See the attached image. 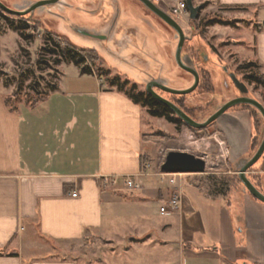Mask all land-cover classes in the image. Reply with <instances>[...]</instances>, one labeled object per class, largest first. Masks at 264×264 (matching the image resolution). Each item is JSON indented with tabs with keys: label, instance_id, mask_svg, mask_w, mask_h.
Here are the masks:
<instances>
[{
	"label": "crops",
	"instance_id": "0c3cea01",
	"mask_svg": "<svg viewBox=\"0 0 264 264\" xmlns=\"http://www.w3.org/2000/svg\"><path fill=\"white\" fill-rule=\"evenodd\" d=\"M65 1L90 7L93 16L107 11L110 17L96 33L106 36L102 42L111 66L133 82L145 86L150 79L165 80L176 69L173 34L137 0ZM205 1L242 8L256 21L255 56L264 69V0ZM155 2L168 5V0ZM74 39L84 46L85 40ZM4 53L0 36V60ZM77 68V76L60 79L34 105L11 106L0 92V264H80L59 253L84 240H98L105 247L100 260L90 264H238L223 259L220 240L207 244L203 215L181 182L179 211L160 212L171 186L143 173L149 154L143 108L124 91ZM222 120L217 127L237 154L247 153L252 136L242 144L244 123L233 113ZM257 165L248 178L264 194V156ZM107 177H118L120 183L104 187ZM126 177L143 188H127ZM248 195L244 186L233 188L230 213L239 220L241 233L245 228L254 233L252 249L264 262V204ZM219 200L226 198L211 202ZM154 201L159 206L152 210Z\"/></svg>",
	"mask_w": 264,
	"mask_h": 264
},
{
	"label": "rangeland",
	"instance_id": "374dc122",
	"mask_svg": "<svg viewBox=\"0 0 264 264\" xmlns=\"http://www.w3.org/2000/svg\"><path fill=\"white\" fill-rule=\"evenodd\" d=\"M1 1L13 9L23 10L40 0ZM181 1L168 0V5L161 4V7L171 13L172 9ZM194 5L201 7L198 19L191 20L190 15H185L179 18L178 22L187 36H193V39L185 45V50L190 52L192 49L198 50L201 47L205 51L206 60L199 62V66L210 72L214 90L210 91L211 89L203 86V89L196 90L193 94L183 98L159 92L171 101L175 100L184 104L185 108L196 115L198 119L205 120L217 108L240 96V92L235 88L230 78V74H235L240 81L247 85L249 96L264 105V86L249 79V76L264 77V69L256 61L255 56L253 25L256 21L248 16L246 10L224 7L216 2L194 0ZM60 9L62 8L51 7L49 10L55 12ZM88 9L83 5L72 9L66 8L63 15L59 14L61 16L59 19L45 9H41L43 13L38 11L32 17L26 16L28 20H25V24L28 26V30L25 32L33 36L30 39L21 37L20 31L17 29L18 24L22 22L19 17L0 10V36L5 41V53L0 60V92L4 93V97L7 98L11 106H19L20 102L28 105L33 102L39 103L41 99L52 92L53 86H56L60 79L64 80V78L78 75L79 71L76 65L71 64V66L62 69L56 63V60L62 56L60 53L54 54L49 51L53 48L49 34H56L61 38L63 44L72 45L78 50L98 51L103 65L92 66L94 73H89L87 76H96L99 81L102 80L103 85L109 84L108 87L113 88V85L105 80L107 75L110 78L119 75L122 81H133L122 71L111 66L113 63L110 56L107 55V43H99L94 38L95 33L87 31L97 29L107 23V19L110 17L107 18V11L102 10L97 16H93L87 14ZM149 16L158 20L172 33V30L156 16L151 13ZM81 27H85L84 29L87 30L78 31ZM77 28L79 29L77 30ZM64 31L70 35L63 33ZM74 38L85 40H81L85 42L81 44L84 46L76 44L79 42ZM190 48L192 49L190 50ZM250 63H254V66L246 67ZM107 70L111 72H107ZM101 73L103 75H98ZM170 73L168 72V75ZM171 76H173L171 86L174 88H188L194 82L193 76L180 68H177ZM127 86L130 87L131 83H128ZM145 91V86L139 85L135 92ZM141 107L143 108L144 147L149 153L143 162L151 163L153 166L152 171L148 173L154 177L152 181L156 182L157 180L160 184L168 182V179L161 177L160 174L163 171L162 164L171 151L186 152L205 159L207 162L205 173L180 174L177 181L183 184L182 191L197 202L207 229V244L212 245L211 242L220 240L218 243H220L223 259L229 262L264 264L260 260V256L256 254V249L254 247L252 249L251 246L254 240L250 239L254 233L247 228H245L246 232L241 233L242 226L239 225V220L237 217L232 219L230 213L233 198L229 194L233 188L243 186L240 185L238 171L234 170L232 164V159L236 154L234 144H230L225 133L217 127L218 123H215L209 131L204 132L192 131L186 127L178 130L176 125L169 123L166 119L152 117L148 107ZM230 111L244 123L242 144L245 145L248 138L251 140L253 133L252 119L248 112H243L240 108L235 107ZM258 119L261 132L255 143L256 146L251 148L252 144H249L250 149L247 155H251L258 149L264 134V120L260 115ZM145 184L147 185V183ZM221 196L226 200L211 202ZM248 196L250 199L252 198L250 195ZM149 206L153 210V208H158L159 203L154 201ZM104 249L101 241L84 240L69 250L66 248L65 252L60 251L59 256H69L70 259H76L80 264H90L100 260ZM233 250H237L238 253L234 251L235 254L232 255ZM42 254V256H46L44 252Z\"/></svg>",
	"mask_w": 264,
	"mask_h": 264
},
{
	"label": "water",
	"instance_id": "95a60500",
	"mask_svg": "<svg viewBox=\"0 0 264 264\" xmlns=\"http://www.w3.org/2000/svg\"><path fill=\"white\" fill-rule=\"evenodd\" d=\"M137 2H139L148 12L156 16L172 30V44L175 45V63L177 66L176 69L180 68L184 72L192 75L194 78V82L190 87L174 88L171 86V79L173 78L171 74H174L176 72V69H174L173 72L170 71L171 73L169 74L168 79L163 80L159 78L150 79L149 81H147L145 84V88L148 94H150L164 106L168 107L178 118H180L187 125L196 130H205L209 126H212L215 123H219L225 116L228 115V111L238 106H249L255 109L264 120V105L255 98L249 96V89L247 85L244 82L240 81L235 74H230V78L235 88L240 92V96L238 98L229 100L228 102L217 108V110L205 120H195L194 118L189 116L182 108H180L175 102L162 95L159 91L173 96H188L193 94L198 89L200 85V74L197 65L191 55V52L185 50V45L193 39V36H187L178 20L170 12L166 11L164 8L158 5L155 0H137ZM186 2L188 5L191 20H197L201 7L195 6L194 0H186ZM81 5L83 4H73L65 0H40L31 4L30 7L20 10L17 8L13 9L0 0V10L9 15L17 17H32L36 15L38 11L43 13L41 9H45L52 15L59 16V14L63 15V12L66 8L72 9ZM51 7H61L62 9H60V11L56 10L55 12H53L49 10ZM86 8L90 7L86 6ZM88 10V15L94 14L91 9ZM84 28L85 27H81V29L77 28V30H87ZM99 28L87 31H93L95 33V40H98V42L100 41L99 43H101L103 39L106 38V36L96 33ZM235 153L236 154L232 159L233 168L235 171H238L239 179L243 184L245 191L250 193L258 201L264 203V194L248 178V173L258 164V162L264 156V134L261 137L258 149L251 155H247L248 152L244 153V155L242 156L238 155L237 152ZM238 164H241V166H238ZM206 168L207 162L205 159L199 158L190 153L179 151L169 152L165 158L164 163L162 164V170L168 174H202L205 173Z\"/></svg>",
	"mask_w": 264,
	"mask_h": 264
},
{
	"label": "trees",
	"instance_id": "16d2710c",
	"mask_svg": "<svg viewBox=\"0 0 264 264\" xmlns=\"http://www.w3.org/2000/svg\"><path fill=\"white\" fill-rule=\"evenodd\" d=\"M239 9H242V8H239ZM19 18L22 20V22L18 24L17 29L20 31L21 37L24 39H30L33 36L25 32L26 30H28V26L25 24V20H28V19L26 17H19ZM49 39L53 44V48L50 49L49 51L54 54L60 53L63 58V60L62 58L56 60L57 61L56 63H58V65H61L62 62H71L75 64L76 66H79L81 68L82 73L84 74L94 73V69H92V66H95L96 64L103 65L102 60H101V55L96 50H90V49L78 50L76 47L72 45L63 44L61 42V38L57 36L56 34H49ZM200 48H198V50H193L192 48H190V50L192 49L190 51L191 55L197 65V68L200 74V85L197 90L203 89L204 88L203 86H205V88L207 87L211 89L210 91H213L214 84H213L212 76L210 72L208 70L200 68L199 66V62H204L206 60L205 56L201 57ZM252 66H254V63H250L246 67H252ZM107 72H111V71L107 70ZM98 75H103V74L101 73ZM106 78H108V81L110 82V84L117 87L119 91H124L126 95L135 104L148 107L149 113L152 117L164 118L169 123L176 125L178 130H181L182 128L186 127V128L191 129L192 131L200 132V130L193 129L189 125H187L183 120L178 118L168 107L158 102L155 98H153L146 91L142 93L135 92L137 91V87L139 86V84H137L136 82H133L130 80L122 81L120 80L121 77L119 75L117 76L114 75L113 78H110L107 75ZM249 79H252L255 82L264 86V77L249 76ZM128 83H131L130 87L127 86ZM53 87H54L53 89H55V86ZM174 97H178V96H174ZM180 97L183 98L185 96H180ZM173 102H175L180 108H182L189 116H191L195 120H200L191 111L186 109L184 104H181L179 101H175V100ZM35 103L36 102H33L32 105H34ZM236 108L249 111V114L252 118L253 133H252V140H251V144H252L251 148H253L256 146L255 143L257 142L258 137L261 132L260 130L261 125L258 119L259 114L257 113L255 109L249 106H239ZM240 185L243 186L242 183H240Z\"/></svg>",
	"mask_w": 264,
	"mask_h": 264
},
{
	"label": "built area",
	"instance_id": "2783aa9c",
	"mask_svg": "<svg viewBox=\"0 0 264 264\" xmlns=\"http://www.w3.org/2000/svg\"><path fill=\"white\" fill-rule=\"evenodd\" d=\"M171 14L178 20L182 16H189V9L186 0L179 2L176 7H174L171 11ZM153 169V166L151 163H147L144 165V171L143 173L146 175L149 172H151ZM161 177L167 178L168 183L171 186V189L167 195V197L164 199L163 205L160 208V212L162 214H171L179 211V209L182 206L183 202V192L177 187L178 181L177 177L178 174H168L164 171H161L160 174ZM124 184L127 188L132 190H141L143 186L138 183L134 178L132 177H126L124 178ZM120 183V179L118 177H107L103 179V186L109 187V186H117ZM78 196L77 192L72 193V197L76 198Z\"/></svg>",
	"mask_w": 264,
	"mask_h": 264
},
{
	"label": "flooded vegetation",
	"instance_id": "af4514ba",
	"mask_svg": "<svg viewBox=\"0 0 264 264\" xmlns=\"http://www.w3.org/2000/svg\"><path fill=\"white\" fill-rule=\"evenodd\" d=\"M161 92V91H160ZM163 93V92H162ZM163 94H165V93H163ZM243 112H248V114H249V111H246V110H242ZM231 112V111H230ZM229 111H228V113H230ZM250 115V114H249ZM251 117V116H250ZM252 119V118H251ZM215 124H213L212 126H209L207 129H205V130H200V132H204V131H209V129L210 128H212L213 126H214ZM255 186L258 188V189H260L259 187H258V183H255ZM250 194V193H249ZM251 195V194H250ZM252 196V195H251ZM253 197V196H252ZM254 198V197H253ZM255 199V198H254ZM255 200H257V199H255ZM258 201V200H257ZM260 202V201H259ZM260 203H262V202H260ZM262 204H264V203H262Z\"/></svg>",
	"mask_w": 264,
	"mask_h": 264
},
{
	"label": "bare ground",
	"instance_id": "6f19581e",
	"mask_svg": "<svg viewBox=\"0 0 264 264\" xmlns=\"http://www.w3.org/2000/svg\"><path fill=\"white\" fill-rule=\"evenodd\" d=\"M178 175H180V174H178Z\"/></svg>",
	"mask_w": 264,
	"mask_h": 264
}]
</instances>
